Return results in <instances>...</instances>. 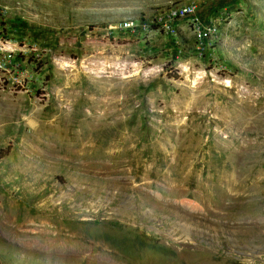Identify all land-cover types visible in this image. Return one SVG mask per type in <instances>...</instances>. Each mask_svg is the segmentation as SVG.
Returning a JSON list of instances; mask_svg holds the SVG:
<instances>
[{"label":"rangeland","instance_id":"rangeland-1","mask_svg":"<svg viewBox=\"0 0 264 264\" xmlns=\"http://www.w3.org/2000/svg\"><path fill=\"white\" fill-rule=\"evenodd\" d=\"M6 147L0 264H264V0H0Z\"/></svg>","mask_w":264,"mask_h":264},{"label":"built area","instance_id":"built-area-1","mask_svg":"<svg viewBox=\"0 0 264 264\" xmlns=\"http://www.w3.org/2000/svg\"><path fill=\"white\" fill-rule=\"evenodd\" d=\"M190 12H193V8L191 7H176L173 8L169 11L168 16H164L163 13H158L157 16H155V18L151 21V24L159 27H163L169 30H173V24L171 23L172 19H175L177 17H181L183 15H186ZM148 25V21L143 20L140 22L139 25H134L133 21L131 20H123L119 23V28L120 29H129V30H133L134 28L138 29V28H146ZM195 31H197V35L200 39H203L207 36L208 34V30L206 29H199V28H195Z\"/></svg>","mask_w":264,"mask_h":264},{"label":"trees","instance_id":"trees-1","mask_svg":"<svg viewBox=\"0 0 264 264\" xmlns=\"http://www.w3.org/2000/svg\"><path fill=\"white\" fill-rule=\"evenodd\" d=\"M10 152V148L6 147V148H0V159H2L3 157L7 156Z\"/></svg>","mask_w":264,"mask_h":264},{"label":"bare ground","instance_id":"bare-ground-1","mask_svg":"<svg viewBox=\"0 0 264 264\" xmlns=\"http://www.w3.org/2000/svg\"><path fill=\"white\" fill-rule=\"evenodd\" d=\"M226 83L228 84L229 82L226 81ZM229 84H230V83H229ZM0 227H2V226H0ZM7 229H9V228H7ZM9 230H10V229H9ZM13 230H14V229H13ZM58 233H59V232H58ZM58 233L56 234L57 236L59 235ZM56 235H55V236H56ZM65 235H66V234H65ZM57 236H56V237H57ZM61 239H62V238H61ZM55 241H56V240H55ZM66 241H67V240H66ZM69 241H70V240H69ZM71 241H72V240H71ZM71 243H72V242H71ZM64 244H65V243H64ZM44 245H45V244H44ZM57 246H58V245H57ZM71 246H72V245H71ZM62 247H63V246H62ZM60 248H61V247H60ZM69 249H70V248H69ZM74 249H75V248H74ZM71 255H72V254H71Z\"/></svg>","mask_w":264,"mask_h":264}]
</instances>
